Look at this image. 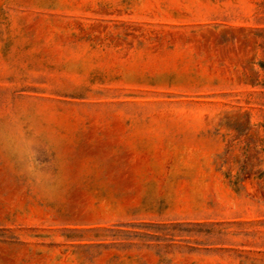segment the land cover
<instances>
[{
  "label": "rangeland",
  "instance_id": "obj_1",
  "mask_svg": "<svg viewBox=\"0 0 264 264\" xmlns=\"http://www.w3.org/2000/svg\"><path fill=\"white\" fill-rule=\"evenodd\" d=\"M0 264H264V0H0Z\"/></svg>",
  "mask_w": 264,
  "mask_h": 264
}]
</instances>
